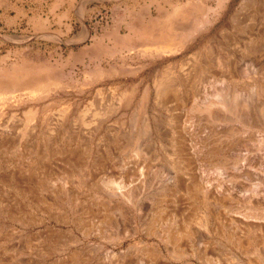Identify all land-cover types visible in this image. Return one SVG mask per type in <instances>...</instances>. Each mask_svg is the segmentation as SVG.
Returning <instances> with one entry per match:
<instances>
[{
	"label": "rangeland",
	"instance_id": "374dc122",
	"mask_svg": "<svg viewBox=\"0 0 264 264\" xmlns=\"http://www.w3.org/2000/svg\"><path fill=\"white\" fill-rule=\"evenodd\" d=\"M263 2L0 0V264H61L74 252L87 264H140L146 246L158 242L144 227L157 220L163 226L174 207L182 251L174 264L243 259L230 219L263 208L264 191L258 200L250 195L258 175L241 169L238 157L245 148L250 157L262 154L264 126L244 127L231 114L211 122L199 107L229 77L238 84L241 68L251 69L242 41L258 28L264 36ZM262 80L250 83L263 89ZM162 83L169 90L158 96ZM177 120L202 147L198 166H190L206 178V196L192 192L171 154ZM131 191L146 208L144 220L136 235L117 239L111 194ZM73 209L96 230L83 234L71 219L55 220ZM205 210L211 222L218 215L208 234L195 222ZM259 234L249 233L254 243ZM263 255L254 256L256 264H264Z\"/></svg>",
	"mask_w": 264,
	"mask_h": 264
},
{
	"label": "bare ground",
	"instance_id": "6f19581e",
	"mask_svg": "<svg viewBox=\"0 0 264 264\" xmlns=\"http://www.w3.org/2000/svg\"><path fill=\"white\" fill-rule=\"evenodd\" d=\"M260 11H261V9H260ZM262 11H263V9H262ZM260 23H261V19H260ZM262 33H263V31L260 28H258V31L256 30V32H254V34L252 35V37L250 39L247 37L249 39L248 43H250V44H248L245 39L240 38V39H243V41H242L243 42V44H242V53H243V55L246 56L247 53H248V56L251 59V64H252V65L250 64L252 66L251 69H249L247 67L241 68L238 71L239 73L237 75L238 76V84L235 83L234 79L229 77L225 83H223L221 86H219L217 88V90L214 92V95L211 98L209 97L207 100H205L204 103L202 102V104L200 105L199 109L207 113V118H209V120L211 122H212V120L216 121V120H220L222 118L225 119L224 117L230 116V114H231L234 117V119L237 121V123H240L243 126H244V123H248V124L254 123V124L257 125V123H260V122L264 126V123H262V119L264 120V88L263 89L260 88V87L258 88L256 84H253V83L251 84L250 83L251 80H254L256 82L258 81V83H259V79L260 78H262L264 80V47H263V49H261V47L264 45V36L262 35ZM229 35H230V33H229ZM245 51H247V52H245ZM225 67L227 69H230V67H228V64H226V63H225ZM234 67L235 66H233L232 68H234ZM235 70H236V68H235ZM263 80L261 82H264ZM163 84L164 83H162V85ZM167 85H168V83H167ZM167 85L166 86L163 85V87L157 88L158 96L165 95V93L169 90V87ZM180 85L181 84H178V86H180ZM27 86H29V85H27ZM170 92H172V91H170ZM169 94L171 95L173 93H169ZM188 95L191 96L190 93ZM174 98H175V96H174ZM190 100H191V98H190ZM226 121H228L227 118H226ZM175 124H176L175 126L171 125V126H174L173 127V131H172L173 134L171 136L172 137V142H171L172 143V151H171V154L177 159L176 162L178 161L179 163H181L182 164V168L185 169V174H187V176H188L187 178L191 181L190 183H191L192 192L196 193L198 191H201L206 196L208 194V192H209V188H206V185L204 186V184H203V182H204L203 179L204 178L201 177L200 173H198L197 171H195V172L191 171V167L192 166H190V164L193 165V163L195 164V162H198L201 159V157H200L201 155H200V152L198 150V148H200V147L197 148V147H195L194 143H192L194 138H195V136H192L191 131L185 126L183 120L180 121V122L178 121L177 123L175 121ZM224 124H226V123H224ZM259 128H261V127H259ZM225 131H226V129H225ZM246 131L247 130L245 129L243 132H245V134H246ZM259 131L260 130H258V132ZM258 132L256 133V134H258L257 136H259V134H262L261 132L260 133H258ZM242 136H243L242 139L244 140L245 139V135L243 134ZM211 137H213V135ZM256 138L259 140V137H256ZM206 140H208V139H206ZM186 141H188V143H189V141H191V143H189L190 145L188 144L189 147H188ZM195 141L196 140H194V142ZM237 143H238V141H237ZM254 143H252V144H254ZM260 143H263V141H261ZM241 145H242V143H241ZM259 146L261 147V144ZM263 146H264V144H263ZM252 147H253V145H252ZM201 148H200V150H201ZM229 148H232V147H228V149ZM245 149L248 150L249 148L248 149L245 148ZM219 150H221V149H219ZM246 150L243 153H241V155H239V156H241L240 158L238 157V159L240 160V162L242 164V166H240V168L241 169H246V168L250 169V168H252L257 173L258 181L250 189V192H252V194H250V195H253V197H254V195H256L257 196V200H258L260 198V196H262V192L264 191V148H263L262 154H260L261 152L260 153H256V156H254V157L248 156V152L250 150L249 151H246ZM242 151H243V149L240 150V152H242ZM258 151H260V150H258ZM201 154H202V152H201ZM229 154H230V152H229ZM221 156H220V158H221ZM232 156H233V154H232ZM212 157H214V155ZM234 157H236V156H234ZM222 158H224V157H222ZM211 159L214 161L216 159V156H215V159L214 158H211ZM228 159L230 160V158H228ZM235 161H237V160H235ZM196 165L197 164H195V166ZM238 165H240V164H238ZM195 169H197V167ZM214 170H215V168H214ZM218 170H220V169H218ZM225 170H227V169H225ZM232 172H234V171H232ZM236 172H237V170H236ZM14 173L15 172H12L9 175V177H8L9 180H13V179L16 180L17 179L18 176L16 174H14ZM225 174H229V172L225 173ZM230 175H232V173ZM234 175H236V174L234 173ZM179 177H178V179H179ZM240 178H242V177H240ZM254 180H257V179H254ZM254 180H252V181H254ZM206 182H207V180H206ZM234 182H236V181H234ZM238 182H240V181H238ZM238 182H236V184H238ZM40 183L41 182H39L38 185L42 186ZM239 184L242 186L243 183L240 182ZM248 184H249V182H248ZM250 184H252V183H250ZM250 184H249V188H250ZM232 185H234V184L232 183ZM220 186L222 187L224 185L220 184ZM217 187H219V185ZM244 188H245V186H244ZM170 189L174 193V192H176L178 190V186L176 185L175 188L172 187ZM240 190H242V189H240ZM214 191H215V188H214ZM211 192H213V190ZM173 193H172V195H173ZM218 193H222V191L218 190ZM216 194H217V192H216ZM227 194H228V192H227ZM111 195H112L111 196V201H112L113 211H114V213L116 215H118V217L120 219V223L118 222L117 230L114 233L117 236V239H124V238L130 237V236L136 235L138 233V231H139L138 225H139L140 222L142 223V221L144 220V214L146 213V211H145L146 208H145L144 204L143 203H139L137 201L136 194H135V192H132V191L131 192H122V193H118V192L115 193L114 192ZM263 197H264V194H263L262 198ZM171 200H173V199L171 198ZM261 200H264V199H261ZM247 201H248V199H247ZM130 204L131 205L134 204V206L136 204V208L133 209L130 206ZM256 206H254V207L251 206L250 209H248V210L245 209L246 211L242 212L241 215H240V217L242 219H240V217H239L240 220L236 219V221H234L235 219L234 220L230 219V224H233V227L238 230V233H235L236 236L232 238V241H234L235 248L238 251L239 255L241 254L243 256V259H241L239 261L237 260L238 262L236 264H256L254 256L255 255H259L260 252H262V255L264 254V207L261 208L259 206H257V207ZM47 212L50 213V211H47ZM176 212H178V211L175 209V207L170 209V214H169V218H168L169 222H166L163 226L158 222V220L157 221H151V222L147 223V225L145 224L146 225L144 227L145 234H147L149 236H152V237H155L158 240V242L155 243V244H149L147 246L145 245L146 246V248H145L146 249V258H145V261H141L140 264H174L173 258H175L177 255H181L182 251L176 246L177 238L181 234L180 231L177 228H174L175 225H176V220H175L176 219V215H177ZM28 215H30V214H28ZM210 215H211L210 212L208 210H205L203 212L202 216H200V218L195 221L196 224L201 228L200 230H202L205 234H208L209 232H213L215 230V222L218 220V215L217 216L213 215L214 219L216 218L217 220L213 219V221L211 222L210 221ZM54 218H55V220H57L59 222H63V223H67L71 219V221L74 222L76 228L79 231H81L83 234H90L93 230H96V226L95 225L87 224V222L83 223L81 218H80V216L77 215L75 209H73V211L71 213H69L68 211L57 212L55 214ZM257 230L260 232V234H259L260 235V238H259L260 240L257 239V241L259 240L260 242L254 243L251 240V236L249 235V233L251 231L256 232ZM73 239H75V238H73ZM161 243L163 245H161ZM257 244H260V247H257L256 246ZM194 253L197 254L198 257L203 254L201 251L200 252L199 251H194ZM76 254H77V252L76 253L74 252L71 255L70 260L67 261V263H61V264H87V262L85 260L83 261V259L78 258V254L77 255ZM231 254L233 255L234 259H239L238 255L235 252H232ZM260 258H262V256ZM221 262L218 260V261H216V262H214L212 264H223L225 261L223 263H221ZM53 264H60V263H56L55 262Z\"/></svg>",
	"mask_w": 264,
	"mask_h": 264
}]
</instances>
